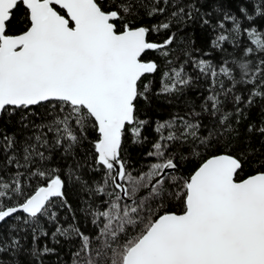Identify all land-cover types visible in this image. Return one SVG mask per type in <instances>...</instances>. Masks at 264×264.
<instances>
[{
	"label": "snow or ice",
	"instance_id": "obj_1",
	"mask_svg": "<svg viewBox=\"0 0 264 264\" xmlns=\"http://www.w3.org/2000/svg\"><path fill=\"white\" fill-rule=\"evenodd\" d=\"M164 5H175L172 18L191 16L176 0H0V115L19 112L24 119L45 109L40 123L29 121L31 135L22 144L7 134L0 141V155L8 153L3 158L14 172L0 171V224L12 218L27 226L14 225L7 235L0 233V254L21 249L20 239L11 232L30 231L31 255L38 260L36 242L49 235L42 225L47 221L55 225L54 239L79 240L75 264H264V171L238 179L241 160L222 154L203 160L187 178L178 175L180 165L169 152L173 144L199 139L209 146L208 137L198 136V122L179 117V134L169 131L167 136L161 130L176 128L175 120L160 125L157 131L164 143H154L155 151L147 154L160 162L151 163L145 172L133 175L121 158L126 133H141L136 102L148 99L151 91L142 78L159 68L142 56L153 50L168 57L174 41V36L162 44L147 40L151 30H167L170 23L134 28L130 18L141 10L149 17L163 14ZM253 5L255 16L264 18V0H253ZM19 8L24 9L26 29L10 34L8 23ZM239 11L246 20L254 19L247 8ZM223 21H231L232 27L228 34L220 32L213 47L230 41L239 48L245 34L251 46L234 62L235 70L225 66L217 71L207 61L194 62L200 75L211 78L203 107L213 115L229 96L236 114L243 111L241 105L264 99V32L251 24L242 27L240 18L229 13L216 27L225 29ZM162 85L164 93L173 94L191 87L192 81L183 67L172 68L163 74ZM230 116L225 112L217 122L225 130ZM90 128L99 133L94 162L103 182L88 190L100 196L106 208L91 211L96 227L91 235L81 232L74 213L71 223L61 224L58 209H73L66 180L47 163L54 150L81 145ZM255 131L264 135V127ZM28 181L35 182L30 189ZM170 200L180 202L181 214H160ZM51 251L43 248V253Z\"/></svg>",
	"mask_w": 264,
	"mask_h": 264
},
{
	"label": "trees",
	"instance_id": "obj_2",
	"mask_svg": "<svg viewBox=\"0 0 264 264\" xmlns=\"http://www.w3.org/2000/svg\"><path fill=\"white\" fill-rule=\"evenodd\" d=\"M106 2V0H105ZM182 4L186 12H190V17L182 20L172 18L170 13L175 10L173 7L164 5L163 14L149 17L145 10H141L136 17L130 18L132 27L144 26L155 29L163 23H170L171 27L167 30H151L147 36L149 42L162 44L170 36H174L173 44L169 46V56L164 57L158 51L146 52L142 59L144 61H153L159 65L158 71L154 74L145 76L142 84H149L151 91L147 94L148 99L140 98L136 102V117L142 121L141 133L139 137L126 133L122 149L121 158L127 165V168L133 175L149 170L151 163L160 162L155 157H149L150 151H155L154 143L161 142V132L164 136L169 131L177 132L181 130V121L179 117H184L192 123L198 122L200 129L198 136L208 137L209 146L205 147L200 144L199 139L193 142H178L169 148V152L176 158L180 165L178 175L187 178L191 175L196 167L205 159L214 155L228 154L240 159L242 169L238 179L247 178L257 172L264 171V135L255 131L264 127V99L257 100L253 106L246 104L241 105L243 109L239 114L233 113L235 107L231 96L227 97L226 104L220 112L212 114L204 110L206 97L210 94L209 88L212 87L211 78L199 74L194 62L204 60L216 67L217 71L221 67H231L235 70V61L244 57V50L251 46L247 40L246 34L239 40L240 47L236 48L229 41L221 47H213L217 36L220 32L228 34V29L232 27L231 21H223L225 29L216 27L222 21L225 13L235 15L240 18L242 27L247 28L251 24L261 32H264V18L255 16L253 12V0H176ZM245 7L252 13L254 19L246 20L240 13V7ZM208 20L209 23H203ZM27 20L24 16V9L19 8L14 18L8 23V32L18 34L26 29ZM170 60L171 63H167ZM183 67L187 77L191 78L192 86L183 87L182 91L166 94L162 88L163 74L169 72L172 68L179 69ZM199 77V78H197ZM226 86L228 81L224 77ZM242 86L237 85V89ZM237 95H247L246 92L234 90ZM219 93V89H217ZM231 113L230 127L225 130L224 127L217 123L225 113ZM45 109L36 110V115L26 114L22 119L21 114H4L0 118V141L5 134L15 136L23 143L24 139L31 135V125L29 121L40 123L44 116ZM175 120L176 128L168 129L165 127L158 132L157 129L162 124ZM29 124L28 128L24 125ZM254 131H249V128ZM99 133L90 128L83 143L70 151L60 149L54 150L49 159L48 166L50 169L57 170V174L66 180V197L68 203L72 206L73 212L67 208H60L59 219L61 224L67 226L73 220L80 227L81 232L91 235L96 231L95 225L92 224V215L90 214L94 207L105 208L101 203V197L93 195L88 189H95L97 185L103 182L102 171H97L98 165L94 162V143ZM139 141V142H137ZM67 148V145H64ZM195 152L196 155L192 153ZM0 155V171L8 175H14L12 166L7 165L4 156ZM176 174V173H174ZM79 177V180L76 179ZM7 178V177H6ZM35 182L28 181L27 188H31ZM36 187L40 186L35 184ZM109 191L114 189L109 188ZM118 191V190H115ZM106 210V208H105ZM164 212L182 213V207L179 201L170 200L165 207L160 209V214ZM22 219H27L26 215ZM27 228L22 224V220L9 219L8 222L0 224V233L7 235L13 226ZM44 230L48 231L47 237H41L36 242L37 247L41 250V255L37 260L31 255L32 236L30 231L11 232V235L17 236L21 241V249L16 253H9L7 256L0 254V261L3 264H75L76 258L74 253L79 250L80 242L77 238L65 239L64 237L53 238L52 233L55 225L42 222ZM59 239V243L56 240ZM48 247L53 251L43 253V248Z\"/></svg>",
	"mask_w": 264,
	"mask_h": 264
},
{
	"label": "water",
	"instance_id": "obj_3",
	"mask_svg": "<svg viewBox=\"0 0 264 264\" xmlns=\"http://www.w3.org/2000/svg\"><path fill=\"white\" fill-rule=\"evenodd\" d=\"M149 51H153V50H149ZM149 51H147V52H149ZM143 57V56H142ZM145 62H153V61H145ZM147 75H150V74H146V76ZM143 79V78H142ZM0 118H1V115H0ZM220 155H222V154H220ZM9 219H11V218H9Z\"/></svg>",
	"mask_w": 264,
	"mask_h": 264
}]
</instances>
